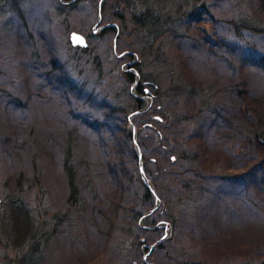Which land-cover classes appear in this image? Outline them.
I'll use <instances>...</instances> for the list:
<instances>
[{
  "label": "rangeland",
  "instance_id": "obj_1",
  "mask_svg": "<svg viewBox=\"0 0 264 264\" xmlns=\"http://www.w3.org/2000/svg\"><path fill=\"white\" fill-rule=\"evenodd\" d=\"M147 1L160 5L154 13L179 18L181 37L168 42L171 58L210 100L203 106L194 94L179 103L192 119L185 146L212 179L204 203L183 213L172 252L158 247L171 235V204L161 199L127 243L128 210L146 213L155 203H146L129 179L139 164L125 130L134 126L149 155L157 128L140 126L143 113L119 112L135 111L136 97L153 102L122 72H135L141 59L139 17ZM108 23L115 26L101 27ZM71 31L85 35L86 51L70 43ZM263 53L264 0H0V264H177L182 257L264 264V64L252 59ZM147 69L164 88L166 69ZM69 139L79 165L78 207L67 203L61 167ZM10 198L24 205L27 226L37 227L34 242L50 228L49 218L68 208L70 216L33 253V238L26 245L20 235L9 239L2 218L10 215Z\"/></svg>",
  "mask_w": 264,
  "mask_h": 264
},
{
  "label": "trees",
  "instance_id": "obj_2",
  "mask_svg": "<svg viewBox=\"0 0 264 264\" xmlns=\"http://www.w3.org/2000/svg\"><path fill=\"white\" fill-rule=\"evenodd\" d=\"M145 4L146 8L141 14L142 16L139 17V26L143 34V42L138 45L139 48L137 54H139L141 59L133 64L135 72L127 70L122 72L126 83L131 84L135 82V80H138L139 82L135 86V90L139 94L151 96L153 100L151 106L147 110L134 114L135 116H138L143 113L148 117L141 123V127H151L152 129L157 128L153 129L156 134V142L154 147L150 148V154L146 155L144 153V141L139 140L138 137L136 141L141 150L142 165L147 180L153 187L159 199L165 203L171 204L172 211L169 212L167 218L170 223L171 235L168 236L169 238L166 243L161 242L158 247L162 249L165 247L166 251L172 252L173 250H177L174 238L175 233L179 229L178 226L181 224V218L184 217L183 213L190 214L188 211L204 203L205 194H209L207 180L212 178L206 175V173L200 171L197 166V153L185 146V141L183 140H185V135L188 131L191 130L190 125L192 124V119L191 117H187V110L179 104L180 101L186 97L194 94L205 95V92H203L202 88H197L193 83H189L182 77L183 73L180 64L171 58V54L168 50L169 39L171 40V38L181 37V34L176 35L177 30L175 29L176 22H178L179 18L173 16H161V14L154 13V10L157 9V7H160L159 4L153 5L148 1L145 2ZM120 24L123 26V23ZM121 25L119 35L124 32L121 31ZM109 29L114 28H106L103 31H108ZM79 48L82 51L87 50V47ZM144 54L150 59L148 62L144 59ZM252 59L257 64H264V53L259 54ZM148 67L152 68L153 71L157 68L166 69L167 80L164 82V88H162L161 82L157 79L158 75L150 71V69H147ZM146 86L151 88L152 91H150L149 88L146 89ZM201 95L200 97L203 101V106H208L210 100L205 98L204 95ZM135 102V111L146 106L145 101H141L139 97H136ZM119 112L126 115V118L131 114V112L123 109H119ZM125 133L126 138L133 144V149L131 151L132 156L134 159H137V152L136 149H134L135 143L133 142L132 127L127 126ZM68 141L69 142H67L63 149L61 167L67 177L69 189L66 199L67 203L69 206L78 207L81 202V194L78 185L79 165L77 162H73V141L71 139ZM161 154L164 156L167 155V165H163ZM178 158L182 159V163L178 162V167H176L175 161ZM148 163H151L155 168H158V177V174L153 175L152 171H149ZM114 164L116 163L114 162ZM162 176H164L163 180L160 179ZM129 179L135 181L142 187L143 199L146 203L153 202L154 196L144 184L139 172L135 178L130 177ZM162 181L167 183L163 188L161 187ZM8 206L10 215H8L9 217H3L2 219L6 223V231L9 239H15V237L20 235L23 238L22 244L26 245L29 244V240L33 238L31 241V249L33 253L40 251L42 248V245H39L38 241L45 239L47 236L49 237V235L52 234L59 225H62L65 220H68V216H70V214H68V208L62 214H56L52 216V218H49L50 220L48 221H51V224L49 225L50 228L47 226L42 229L40 232V238L34 242L38 229L37 227L32 228L30 222L29 226H27L28 218L25 216L26 210L24 205L18 198H10L8 200ZM128 212V217L131 221L128 224V227H126L129 231L127 243L131 242L135 234H137L136 232L140 230V223L138 221L144 211L143 209H132L131 211L128 210ZM142 223H146V221L143 220ZM120 224L121 227H119V231L120 229L125 228V225L122 223ZM141 242L142 241H139L138 243L141 244ZM117 247L123 248L125 247V243H120ZM179 260L180 262L177 264H206L195 259H183V257ZM127 262L128 264H131L133 260L129 258L127 259Z\"/></svg>",
  "mask_w": 264,
  "mask_h": 264
},
{
  "label": "water",
  "instance_id": "obj_3",
  "mask_svg": "<svg viewBox=\"0 0 264 264\" xmlns=\"http://www.w3.org/2000/svg\"><path fill=\"white\" fill-rule=\"evenodd\" d=\"M62 2H65V3H70V2H74L76 0H61ZM102 1V0H101ZM99 18H98V21H97V24L100 22V7H99ZM110 26H115L113 23H108L104 26H101V27H110ZM69 40H70V43L73 45V46H79V47H83V48H86L88 47V41H87V38L85 37V35H83L82 33L78 32V31H71L70 32V35H69ZM151 105V100L149 99V102L146 104V106L142 109H138L134 112H132L128 118L136 113H140V112H143L145 110H147V108ZM132 126V125H131ZM132 129L134 131V126H132ZM133 142L135 143V146H136V150H137V158H138V164H139V173H140V176L144 182V184L146 185V187L150 190V192L152 193V195L154 196V199H155V203L153 205V207L147 211L146 213H144V215H142V218L145 217L146 215L152 213L159 205V197L157 196V194L155 193L153 187L151 186V184L149 183V181L147 180V177L145 176V173H144V170H143V166H142V156H141V151L140 149L138 148V145H137V141L135 139V137H133ZM161 239H159L157 241V243L160 242Z\"/></svg>",
  "mask_w": 264,
  "mask_h": 264
},
{
  "label": "flooded vegetation",
  "instance_id": "obj_4",
  "mask_svg": "<svg viewBox=\"0 0 264 264\" xmlns=\"http://www.w3.org/2000/svg\"><path fill=\"white\" fill-rule=\"evenodd\" d=\"M74 2H76V1H74Z\"/></svg>",
  "mask_w": 264,
  "mask_h": 264
}]
</instances>
